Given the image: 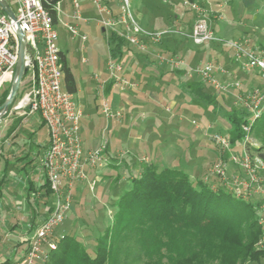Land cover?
Wrapping results in <instances>:
<instances>
[{
    "label": "built area",
    "instance_id": "2783aa9c",
    "mask_svg": "<svg viewBox=\"0 0 264 264\" xmlns=\"http://www.w3.org/2000/svg\"><path fill=\"white\" fill-rule=\"evenodd\" d=\"M12 14L11 20L0 6V93L5 85L13 81L14 71L18 60L17 32L23 34L24 57L27 66V91L20 101L16 102L12 110L16 113L28 110L38 114L48 132V145L42 154L39 164L45 181L49 185L53 197L46 216L36 226H27L31 234L25 235V247L10 264H46L48 252L55 248V241L51 238L54 229L63 222L71 209L73 189L76 184L86 183L90 192L97 186L98 178L89 179V170H98L107 164L104 146L85 150L80 135L82 112L74 100L73 95L64 87L63 71L58 48V32L49 14L43 9L41 0H4ZM100 17L98 24L108 32H113L131 49L145 53L148 44L158 45L166 36L182 34L194 45L206 43H223V39L214 35L205 16L206 9L196 3L185 1L187 9L194 11L191 30L188 34L172 29L162 28L150 31L141 27L131 14L129 0H117V11L114 13L105 6L104 0H91ZM73 20H81L80 0L72 1ZM55 11L60 12L58 4ZM64 27L73 38L78 37L82 42L86 36L79 33L76 25L64 24ZM233 49L236 61L243 59L240 69L246 74H255L264 79V46L250 43L242 39L229 44ZM158 63L164 64L173 70L186 68L187 77H197L204 85L210 86L215 93L238 92L235 95L236 104H239L247 113L245 124L240 128L242 134L241 156H224L213 166V173L221 181L222 187L235 198L243 199L251 194H257L264 200V186L258 184L257 172L262 165L260 160L253 163L248 150L253 146L251 129L264 112V91L252 88L242 90L239 81L226 78V71L211 63L188 67L184 60L175 55L163 57L157 55ZM109 79L119 92L134 91L137 88L135 81H128L121 77L122 64L109 59L106 65ZM224 79L216 78V73ZM98 80V77H94ZM24 81L20 83L22 88ZM235 104V105H236ZM101 114L106 119L119 118L121 113L114 111L106 98L100 102ZM250 118V120H248ZM211 129V127H209ZM218 150L223 154L231 149V136L227 132H214L211 136ZM235 168L236 176L229 180V166ZM229 172V174H228ZM264 210V204L261 207ZM260 224L262 222L259 221Z\"/></svg>",
    "mask_w": 264,
    "mask_h": 264
},
{
    "label": "rangeland",
    "instance_id": "374dc122",
    "mask_svg": "<svg viewBox=\"0 0 264 264\" xmlns=\"http://www.w3.org/2000/svg\"><path fill=\"white\" fill-rule=\"evenodd\" d=\"M72 1L73 0H60L58 3L60 12L58 13L57 24L55 25V28L58 32L57 45L60 52L64 55L65 63L73 74L76 82L77 92L73 95L74 100L78 103L80 109L85 114H92L94 118L96 117V120L99 123V129L98 131H96V135L99 138V145L105 142L111 143V135L110 131L107 130V126H110L111 123L115 120H106V118L100 114V109L98 107L100 105L101 98L103 97L102 92L98 90V85L109 78V74L106 69L107 62L110 59L108 44L101 33V26L97 22L100 15L93 6L92 1L80 0V14L82 17L81 20H73L71 18L73 14ZM129 1L131 5V14L133 15V17L138 21L140 26L150 31L167 28L183 33H188L190 30L188 29V26H192L194 18L196 17L194 11H189L184 6L183 3L186 0ZM203 1L208 2V4L210 5V11L206 12L205 16L208 20L209 25L211 24L210 26H212L214 30H216V23H214V20L211 18L212 12H220L224 19L227 21L242 16L243 21H245L248 26L251 27L253 25L252 28L256 26V30L259 31L258 36L264 40V0H252L253 4H247V0L246 3L245 1L241 2V4H237V6L235 4L236 0H233V5L229 4V0ZM257 12H259V14H257ZM191 21L192 23H190ZM187 22L190 23L188 26ZM64 24L76 25L78 27L79 33L85 35L87 40L85 42H82L78 37L73 38L72 35L64 27ZM151 27H153L154 30H151ZM237 35L238 33L227 36L226 39H224L223 43H213L215 44V47H217L218 45L217 48L220 51L222 50L224 54V60L220 62L218 60L214 61L216 59V52H212L211 58L209 60L205 58L191 60V52L182 49H178L176 55L181 57L186 65H191L190 67H194L200 64L202 65L205 63H211L214 65H219L226 71L230 65V59L236 60L234 51L229 46V44L238 41ZM172 36H174L172 37V39L175 38L178 41L184 38L182 34ZM263 40L260 39L261 45H264ZM179 43L181 44V47H185V42ZM211 45L212 43H209L206 45V47H210ZM156 47L157 45L148 44V51H146L144 54L151 52V50L157 52ZM159 54L163 57L171 56V54H164L161 52H159ZM83 58L87 61L86 64L82 62ZM189 58L191 59L189 60ZM129 61V54H125L121 60H117V62L122 64V73L125 72ZM242 61L243 59L237 60L234 66L239 69V65ZM134 66L135 64L131 67V69H135ZM237 71H239V74L242 78H252L255 84L259 86L258 89L264 91V79H261L257 76L253 77L252 75L246 74L240 70ZM95 76L98 77V82L94 80ZM126 80L130 81L131 79ZM23 81L24 84L22 85V88L18 90V94L15 97L9 111L0 119V146L3 143L7 144V141L11 140V129L17 128L22 124V120H24V118H28L26 116L29 112L28 110L20 113H16L12 110L14 104L21 100L24 92L28 89L27 79H24ZM7 90L10 91V85H5L4 90L0 93V99L3 97L4 93ZM182 90H184V88H182ZM242 90L247 91L249 89H244L242 87ZM175 92L178 93L177 91ZM170 93L172 92L169 91L167 94ZM237 93L238 92L236 91H232L230 93H219L217 95V102L221 104V97H225L229 102L227 104V109H229L228 106H230L231 104H236L235 95H237ZM110 94L119 93L116 89H113ZM183 94L180 93L178 94V96H176V98L172 102L173 106L176 108L178 105L181 106L184 102H188L190 103V105L195 106L189 107L187 109L185 119L182 120L181 124H178L176 121L171 122L166 119L168 117V114L166 112H162L161 118L159 119H151L148 117H143L142 119V122L146 126H150L151 129L148 130L150 132L146 133L145 136L147 138L156 136L157 138H159L160 144H162L163 147H168L170 145L176 146L178 148L179 157H176V153L174 154L176 157L174 161H171V158H167L166 156L162 158H153V152H151V150H145L141 152L138 157L134 158L130 153H122V151L125 152L129 148H126L124 145H120L117 143L115 147V155L110 159H107V161L116 163L119 166H115L117 168L116 170H106V168L110 167L107 162V165H105L102 171V174L104 176L107 175L112 177H103L101 175L97 176V178H101L100 180L103 183L97 185L93 192L89 191L88 185L85 183V187L83 193L79 198L80 201L78 204H75L76 198L74 200V196L72 195L71 207L74 208V213H71L70 209L63 222L54 229L53 236L51 238L53 241H57L64 235L73 236L85 246L88 254L90 256H93L97 237L103 234L105 229L112 223V218L115 213L114 203L116 202L119 195L123 193V191L129 189L130 180L137 177L142 168L148 164L155 166L159 171L164 168H170L179 169L188 173L187 169L185 168H193L196 162L200 161V167L198 169H195V173L191 175L194 177V179L192 180L196 179L203 182H215L218 185H222L223 182H221L213 173V166L217 163V159L215 158L217 157V155H219V150L216 144L212 141L211 136L214 132H224L219 130L220 125L217 123V121L218 117L220 116L221 120L227 123V113L224 112L225 107L223 111L221 109V111H219L218 109H213L208 104H205L206 100L193 92H186L184 90ZM120 95L123 96L124 94ZM163 96L165 95L163 94ZM160 97L162 96L160 95ZM164 99L165 102L161 103L162 105L160 106V111H163L164 108H169L167 102L170 99L167 96H165ZM147 100L145 99L144 101ZM197 105L204 106L198 107ZM234 106L235 107L233 108L243 111L244 117L247 116V113L239 104H236ZM209 107H211V110L209 109ZM142 112L144 111L140 112V118L142 116ZM120 120L121 119H119L118 121ZM248 120H250V118H248ZM192 121H194L193 125L191 123ZM103 125H105L106 130L101 129ZM81 126L83 128H81L82 130L80 131L84 136L87 131V125H85L84 123ZM196 126L199 128L198 133L203 134V137L202 141L196 142L194 144L190 143L188 134L190 136ZM210 126L212 130L209 129ZM179 131H182L180 132L181 134L177 133ZM24 132V130H21L20 135H22ZM179 135H181L180 141H178ZM251 137L253 146L248 150V152L253 163H255L257 159L262 163V165H260L261 168L258 169L256 176L258 179V184L264 186V159L260 156L264 155V145H261L260 141L255 138L254 135L251 134ZM110 148L111 152H114V147L112 146ZM241 150L242 145L240 144V142L235 141L231 145L230 151L225 153L224 155L226 157L229 154L236 155L239 158L241 156ZM221 154L223 153L221 152ZM169 156H171V154H169ZM228 166L229 170L233 169V171L230 172V175H228L229 180H231L232 177L236 176L237 171L235 168H231V165ZM188 170L190 171L192 169ZM50 200H53V197H50ZM244 200L253 205L255 216L258 219V222H262V224H259L264 229V210H262L261 208L264 204V200H261L260 196L257 194L246 196ZM1 221H3V217L1 218L0 216V250L3 247L7 248V246L4 245L11 244L10 242H8L9 238L7 236L11 231L9 229L10 226L2 224ZM262 242H264V236L262 239H260V243ZM3 256L5 258H9L8 253H4ZM121 258L122 256H120V259ZM128 264L141 263L133 262ZM248 264H264V262L260 261L258 263L253 262Z\"/></svg>",
    "mask_w": 264,
    "mask_h": 264
},
{
    "label": "trees",
    "instance_id": "16d2710c",
    "mask_svg": "<svg viewBox=\"0 0 264 264\" xmlns=\"http://www.w3.org/2000/svg\"><path fill=\"white\" fill-rule=\"evenodd\" d=\"M59 1L41 0L43 9L55 25L58 20L55 6ZM186 1L196 3L206 9V12L209 11L204 1ZM104 4L108 7L106 0ZM102 35L108 44L110 59L121 60L126 53H130L141 60L142 70L148 65L156 66L157 62L150 61L144 53L136 51L138 53L133 54L131 48L115 33L104 29ZM172 37L174 36H166L157 45V50L175 56L181 46L179 42L190 41L186 37H181L179 41ZM59 56L64 87L68 93L74 95L77 92L74 76L65 63L64 55L60 52ZM186 71V68H182L175 73L177 77L182 78ZM27 74L22 77V81ZM112 83L111 80L107 85L108 89ZM191 86L200 88L206 85L199 80ZM8 94L9 90L0 99V106ZM218 94L209 91L203 93L201 98L206 100L205 104L217 109L215 102L217 103ZM226 113L227 123L230 125L227 133L231 136L233 144L240 141V128L245 124V117L242 110L235 108L226 109ZM13 130L14 128L11 132ZM250 134L264 145V112L253 125ZM260 156L264 159V155ZM42 188L44 197H50L51 191L46 181ZM114 209L112 223L96 239L93 256L88 254L85 246L75 237L64 235L55 241V248L48 252L46 264L264 262V242L260 243L264 229L255 216L253 205L235 198L221 184L192 180L190 175L182 170L164 168L159 171L153 165H146L137 177L130 180L129 189L119 195ZM4 264L10 263L7 260Z\"/></svg>",
    "mask_w": 264,
    "mask_h": 264
},
{
    "label": "crops",
    "instance_id": "0c3cea01",
    "mask_svg": "<svg viewBox=\"0 0 264 264\" xmlns=\"http://www.w3.org/2000/svg\"><path fill=\"white\" fill-rule=\"evenodd\" d=\"M106 1L108 3V7L112 8L115 13L117 11V1ZM244 1L246 3L247 0H236L235 4L237 6V4L239 5L241 4V2ZM204 2L210 11V5L208 4V2ZM228 2L229 4L233 5V0H229ZM248 3L253 4V1L248 0L247 4ZM211 14V18L214 20L213 22L216 23V30H214L212 26H210V28L213 29L211 30L217 37L224 40L227 36H231L238 33V41L242 39H248L252 44L261 45L260 39H263L258 36L259 31L256 30V26H254L253 28V25L251 27L248 26L246 22L243 21L242 16L227 21L224 19L220 12H212ZM257 14H259V12H257ZM190 23H192V21ZM190 23L187 22V26ZM188 29L191 30L190 25L188 26ZM151 30H154V28L151 27ZM207 44L209 43H206L201 46H196L193 45L190 41H185V47L180 46L179 50L182 49L191 52L192 59L189 58V60H195L198 58H205L209 60L211 58L212 52H216V59L214 61L218 60L220 62L224 60V54L222 50L220 51L217 48L218 45L217 47H215V44L212 43L210 47H206ZM130 50L133 54L138 53L135 49ZM128 54L130 56V61L125 72L122 73L121 77L123 79H131L130 81H135L137 83V88L134 91L121 93L116 87L113 86L112 83L111 87L108 89L107 85L111 81L109 78L98 85V90L101 91L103 94L102 98H106L109 105L114 111H119L121 113L119 118H113L115 121H113L110 126H107V130L110 131L112 142H105L99 145V138L96 135V131H98L99 129V123L97 122L96 117L94 118L92 114L87 115L81 110L82 119L80 122V130H82L81 128H83L81 125H83L84 123L85 125H87V131L84 136L80 131V135H82L81 138L83 141V147L85 150H91L95 149L96 147L104 146V154L107 159H110L115 155V147L118 143L120 145H124L126 148H129L125 152L122 151V153H130L134 158L138 157V155H140L141 152L145 150H151V152H153V158H162L166 156L167 158H171V161H174L177 156L179 157L178 148L173 145L163 147V145L160 144L159 138H157L156 136H153L152 138H147L145 135L146 133H149L150 131L148 130L151 129L150 126H146L142 122L143 117L159 119L161 118V113L166 112L168 114V117L166 119L171 122L176 121L178 124H181L182 120L185 119L187 109L189 107H194L195 105H190V103L184 102L181 106L178 105L175 108L172 102L174 101L176 96H178V94L180 93L183 94L184 90L186 92L191 91L199 95L200 97H203V93L209 91L213 93L214 91L208 85L200 88H195L191 86L195 82H198V79L187 77L186 75H184L182 78L177 77L175 71L173 72L168 66L158 63L156 59V56L160 55L158 50L157 52L151 50V52L145 54L149 57L150 61L155 60L157 63L156 66H146L144 70H142L143 65L141 60H138L135 57L131 56L130 53ZM82 62L84 64L87 63L84 58L82 59ZM229 63L230 65L226 70V78L228 80L239 81L244 89H252L258 86L257 84H255L252 78L249 79L248 77L247 79H245L240 76L239 71H237H241L240 65L239 69L234 66L236 60L230 59ZM134 64L135 69H131ZM187 66L190 67L191 65ZM217 66L220 67L219 65ZM249 75H252L253 77L257 76L253 73ZM216 78L220 80L224 79V77L218 72L216 73ZM96 82H98V80ZM182 88H184V90H182ZM113 89H116L119 94H110ZM169 91L172 93L167 94ZM175 91H177L178 93H176ZM120 94L124 95L122 96ZM163 94L170 99L167 102L169 108H164L163 111H160V106L162 105L161 103L165 102V96H163ZM160 95L163 98L160 97ZM145 99L148 100L144 101ZM221 101L222 105L219 102H215V106L219 111H223L225 107L224 112H226L227 104L229 102L225 97H222ZM234 105L235 104H231L228 107L231 109L235 107ZM209 109L211 110V107H209ZM141 111L144 112L141 113L142 116L140 118L139 114ZM26 116L28 118H24V120H22V124L12 131V134L10 136L11 140H6L7 144L3 143L0 146V216L1 218L3 217V221H1V223L4 225H9V229L11 230L7 235L9 238L8 242H10L11 244L4 245L7 246V248L3 247L0 250V264H4L7 260L9 261V263H11L22 252L23 248L25 247L23 237L25 235L29 236L31 234V231L29 232L27 226L36 227L46 216L47 208L50 207L52 203V200H50V197H52V195L48 198L44 197V189L42 188V185L45 183V177L39 164V160L48 145V132L46 127L41 122L38 114L28 112ZM119 119L121 120L118 121ZM191 123L193 125L194 121H192ZM217 123L220 125L219 130L224 132H228L230 130V125L225 121L223 122L220 116L218 117ZM101 129L106 130L105 125H103ZM198 129L199 128L196 126L192 134L190 136L188 134L190 143L195 144L196 142L202 141L203 134L198 133ZM21 130L25 131L22 135H20ZM210 130H212V128ZM180 132L182 131H179L177 133L181 134ZM180 136L181 135H179L178 141L181 140ZM112 146L114 147V152H111L110 147ZM218 152L219 155H217L215 159H217V161L220 158L224 159L225 155L221 154L220 151ZM169 154H171V156H169ZM174 154H176V157ZM115 164L116 163H112L109 161L108 165H110V167L106 168V170H116L117 168L113 166L119 165ZM200 164L201 162L199 161L196 162L193 168H185L187 169L191 179H194V177L191 175L195 173V169H198L200 167ZM103 168L98 170H89V179H95L99 175L103 177H112L107 175L104 176L102 174ZM188 169L192 170L189 171ZM98 179L99 180L97 185L103 183L100 180V177ZM84 187L85 183L76 184L74 186L73 196L74 200L76 198L75 204L79 203V198L83 193ZM71 213H74L73 207H71ZM4 253H8L9 258H5L3 256Z\"/></svg>",
    "mask_w": 264,
    "mask_h": 264
},
{
    "label": "water",
    "instance_id": "95a60500",
    "mask_svg": "<svg viewBox=\"0 0 264 264\" xmlns=\"http://www.w3.org/2000/svg\"><path fill=\"white\" fill-rule=\"evenodd\" d=\"M0 6L1 8L6 12L8 17L11 20H14V15L10 11L7 3L4 0H0ZM104 32V29H101V33ZM17 38H18V60L16 63L15 71H14V77L13 81L10 84V91L9 94L4 101V103L0 106V119L9 111L11 105L14 102L15 97L18 94L19 86L22 81V77L26 75L27 73V66L25 65V57H24V37L22 32H17Z\"/></svg>",
    "mask_w": 264,
    "mask_h": 264
}]
</instances>
